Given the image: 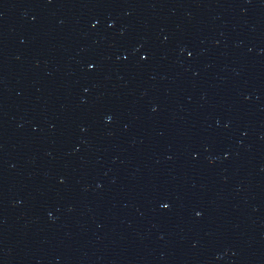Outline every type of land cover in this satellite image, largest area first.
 <instances>
[{"label":"water","instance_id":"1","mask_svg":"<svg viewBox=\"0 0 264 264\" xmlns=\"http://www.w3.org/2000/svg\"><path fill=\"white\" fill-rule=\"evenodd\" d=\"M20 0H0V23Z\"/></svg>","mask_w":264,"mask_h":264}]
</instances>
